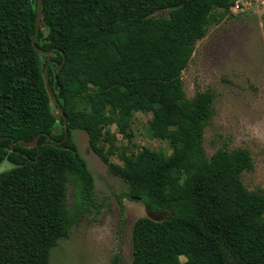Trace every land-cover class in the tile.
Segmentation results:
<instances>
[{
	"label": "trees",
	"instance_id": "16d2710c",
	"mask_svg": "<svg viewBox=\"0 0 264 264\" xmlns=\"http://www.w3.org/2000/svg\"><path fill=\"white\" fill-rule=\"evenodd\" d=\"M233 1L44 0L46 29L36 42L53 52L45 56L33 44L39 0H0V165L13 166L0 173V264H51V251L95 205L73 130L127 184L120 199L140 198L167 215L136 221L133 264H264V190L242 180L252 155L222 147L207 156L215 95L188 99L182 81L197 42L237 17ZM46 68L66 120L53 113ZM133 112L152 114L149 134L169 141V155L141 148L121 152L122 165L111 162L116 136L133 139ZM39 135L40 152L20 146ZM49 137L63 143L56 148ZM70 183L82 200L75 209Z\"/></svg>",
	"mask_w": 264,
	"mask_h": 264
},
{
	"label": "rangeland",
	"instance_id": "374dc122",
	"mask_svg": "<svg viewBox=\"0 0 264 264\" xmlns=\"http://www.w3.org/2000/svg\"><path fill=\"white\" fill-rule=\"evenodd\" d=\"M232 12L237 17L211 26L206 37L197 42L182 73L183 88L188 99L198 92L212 91L215 95V115L204 136L207 156L211 157L222 147L249 150L254 168L246 171L242 180L249 191L264 190V6ZM52 109L57 113L55 105ZM151 119L150 113H132L133 139L129 142L121 134L116 136L118 152L111 156V162L122 165L121 152L141 148L171 153L169 141L150 136ZM58 129L62 132L61 125ZM116 130L113 126L112 131L116 133ZM72 142L94 178L95 205H86L84 218L51 251L50 263L133 264L134 225L150 214L142 201L119 198L128 192L127 184L113 175L92 151L84 131L73 130ZM12 168L5 161L0 165V173ZM67 193L70 209L82 203L71 183ZM166 217V214L152 216L158 221Z\"/></svg>",
	"mask_w": 264,
	"mask_h": 264
},
{
	"label": "water",
	"instance_id": "95a60500",
	"mask_svg": "<svg viewBox=\"0 0 264 264\" xmlns=\"http://www.w3.org/2000/svg\"><path fill=\"white\" fill-rule=\"evenodd\" d=\"M32 1L34 2L35 0H32ZM43 3H44V0H39V3H38V13H37L36 32H35V35L33 37V44H34V47L36 48V50H37V52L39 54L45 55V56H51L53 54L52 51H46V50H43V49L39 48L37 46V42H36L37 41V36H38L39 32L41 30L46 29V25L43 23V20H42L43 19ZM61 67H62V64L59 65L54 70V72L56 74V80H57V73L61 69ZM44 78H45V83H46V89H47V92H48L49 97L51 99V106L52 105H55L56 108H57V113L53 112L55 114V116H56L57 121L59 122L62 118L64 120H66L64 110H63L62 106L60 105V103H59V101H58V99H57V97L55 95V90L56 91L58 90V82H56L55 90H53V88L51 87L50 81H49V74H48L47 68L45 69ZM64 126H65L64 128H65V131H66V135H65V138H64L63 141H65L67 139V137H68V134H67L68 123L65 122V125ZM58 132H59V129L57 127L56 130L54 131V134L57 135ZM39 137H40V135L37 136L32 141H22V142H20V146L22 148H32V147H36V148H38V152H40L39 151V145H38V139H39ZM3 140H4V138H1L0 139V142H2ZM49 140L54 144V146L56 148L63 143V141H56V140L52 139L51 137H49ZM11 147H12V149L14 148V143L11 144ZM135 200L141 201L140 198H136ZM148 213L150 214V217H148V218H151V219H153L152 218L153 215H160V214H154V213H152L150 211H148Z\"/></svg>",
	"mask_w": 264,
	"mask_h": 264
},
{
	"label": "built area",
	"instance_id": "2783aa9c",
	"mask_svg": "<svg viewBox=\"0 0 264 264\" xmlns=\"http://www.w3.org/2000/svg\"><path fill=\"white\" fill-rule=\"evenodd\" d=\"M254 5L264 6V0H234L233 5L231 7V11L233 9H237L238 11H244V9H248L249 6L252 7Z\"/></svg>",
	"mask_w": 264,
	"mask_h": 264
}]
</instances>
